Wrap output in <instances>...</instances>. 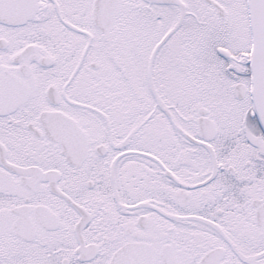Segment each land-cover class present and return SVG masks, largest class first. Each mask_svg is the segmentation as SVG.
<instances>
[{
    "label": "snow or ice",
    "instance_id": "1",
    "mask_svg": "<svg viewBox=\"0 0 264 264\" xmlns=\"http://www.w3.org/2000/svg\"><path fill=\"white\" fill-rule=\"evenodd\" d=\"M0 264H264V0H0Z\"/></svg>",
    "mask_w": 264,
    "mask_h": 264
}]
</instances>
